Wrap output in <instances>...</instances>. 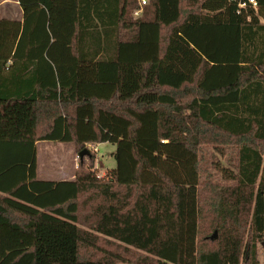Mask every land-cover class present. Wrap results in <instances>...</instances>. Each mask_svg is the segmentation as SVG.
Here are the masks:
<instances>
[{
	"label": "trees",
	"instance_id": "16d2710c",
	"mask_svg": "<svg viewBox=\"0 0 264 264\" xmlns=\"http://www.w3.org/2000/svg\"><path fill=\"white\" fill-rule=\"evenodd\" d=\"M16 1L21 19L0 18V264H116L134 250L257 264L264 0L239 14L229 0H149L136 19V0ZM38 142L78 156L113 144L115 168L98 177L90 153L71 181L38 180ZM207 144L235 148L224 183L200 175Z\"/></svg>",
	"mask_w": 264,
	"mask_h": 264
},
{
	"label": "rangeland",
	"instance_id": "374dc122",
	"mask_svg": "<svg viewBox=\"0 0 264 264\" xmlns=\"http://www.w3.org/2000/svg\"><path fill=\"white\" fill-rule=\"evenodd\" d=\"M0 12L13 20L21 19V10L16 0H0ZM39 145L36 150V158L38 164V179L41 180H53L56 179V170L61 165L73 168L79 165L80 157L78 151L71 143H58V142H38ZM207 144L200 148L199 152V168L202 179H209L213 182H221L222 175L220 170L223 167L229 166V160L234 158L235 148L234 146L219 147V145ZM221 146V145H220ZM74 149V151H73ZM87 152L94 153L95 161L93 172L99 177V173L106 171L107 169L115 168V161L113 153L115 151V145L104 143L98 144L97 146L88 145L86 147ZM220 153H223L220 154ZM87 156H84L81 160L86 162ZM75 168V170H76ZM88 170L89 167L87 168ZM228 184V182H227ZM215 233V232H214ZM81 254L84 257H96L101 256V253L93 249H83ZM148 260H153L142 252L133 251L130 256H125L122 261L116 264H151Z\"/></svg>",
	"mask_w": 264,
	"mask_h": 264
},
{
	"label": "built area",
	"instance_id": "2783aa9c",
	"mask_svg": "<svg viewBox=\"0 0 264 264\" xmlns=\"http://www.w3.org/2000/svg\"><path fill=\"white\" fill-rule=\"evenodd\" d=\"M231 2L237 3V13H241L242 11L247 12L248 9L253 11H257L258 4L256 0H229ZM149 0H136L137 8L134 10L132 16L133 18H139L143 14L144 7L147 6ZM258 263L257 264H264V248L260 249L257 255Z\"/></svg>",
	"mask_w": 264,
	"mask_h": 264
},
{
	"label": "crops",
	"instance_id": "0c3cea01",
	"mask_svg": "<svg viewBox=\"0 0 264 264\" xmlns=\"http://www.w3.org/2000/svg\"><path fill=\"white\" fill-rule=\"evenodd\" d=\"M0 18L2 19H6V20H13L12 18H9L5 15H2V13L0 12ZM20 20V19H19ZM39 143H36V150H37V147H38ZM94 146H97V145H94ZM74 151V149H73ZM36 176H37V179H38V173H37V169H38V164H37V158H36ZM75 168L76 166H74L72 169L67 167V166H60L59 168H57L56 170H52V173L53 171H56V179H53V180H43V181H71L73 178H74V175H75ZM112 170V169H111ZM110 171V169H107L106 171H102L101 173H99V177L100 178H104L106 173ZM38 180H41V179H38Z\"/></svg>",
	"mask_w": 264,
	"mask_h": 264
},
{
	"label": "water",
	"instance_id": "95a60500",
	"mask_svg": "<svg viewBox=\"0 0 264 264\" xmlns=\"http://www.w3.org/2000/svg\"><path fill=\"white\" fill-rule=\"evenodd\" d=\"M89 153L87 152V150H83L82 152H80V159H82L84 157V155H88ZM216 238V232L210 237L211 240Z\"/></svg>",
	"mask_w": 264,
	"mask_h": 264
}]
</instances>
